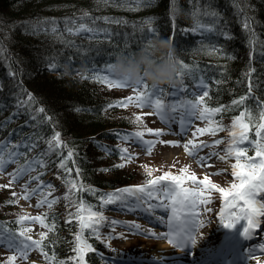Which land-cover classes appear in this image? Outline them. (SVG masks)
<instances>
[{"label":"trees","instance_id":"16d2710c","mask_svg":"<svg viewBox=\"0 0 264 264\" xmlns=\"http://www.w3.org/2000/svg\"><path fill=\"white\" fill-rule=\"evenodd\" d=\"M127 3L132 6L124 5V0H0V84L3 85L0 87V141L6 137L15 141L26 135L42 136L38 146L31 150L20 146V151H27L31 157L47 149L46 139L55 131H61L67 146L75 149L74 157L67 161V166L73 169L71 177L83 179L85 184L75 199H84L98 211H104L99 200L101 195L137 181L132 168L126 164L123 167L115 166L121 161L119 148L116 147L120 139L115 130L125 132L137 128V124L133 114L127 113L125 107H105L124 94L114 87H107L103 82L88 78L85 72L64 76L61 75V67L50 70L47 67L52 62L50 58H57L61 66L75 53V66L85 62L88 69L99 72L106 62H111L107 55L109 52H119L128 34H134V39L139 35L141 26L146 27L145 18H153L152 23L160 28V34L170 36L174 30L172 18L175 17L173 43L177 56L194 67L191 74L177 77L176 82L171 84L177 88L179 82L188 85L187 89H180V98L184 95L194 98L197 80L204 75L211 85L212 105H228L234 97L248 90L246 72L249 67H253L257 88L254 89V95L248 98L247 106L256 110V97L264 100V0H150L149 4L142 7H137L135 0H127ZM213 10L221 14L220 22L233 34L231 39L225 40L206 29L196 32L191 30L197 20L194 12L200 13L201 23L208 24L214 22L211 15ZM85 11L91 15L84 16ZM103 16L113 19H96ZM44 17L50 18L46 25L49 31H33L36 24L45 27L42 22ZM52 18L62 38L51 31ZM246 18L257 34L254 48L249 43V31L244 27ZM73 23L105 27L111 32L108 39L103 38V33L90 39L92 34L87 31L67 32L66 24L72 26ZM212 43L226 45L231 56L210 54L204 46ZM84 49H88L87 55H83ZM221 68L226 70L221 72ZM217 81L220 83L217 84ZM163 85L166 91L162 99L172 101L171 96L167 97L171 89H167V84ZM28 91L34 94L35 102L31 106L18 103L27 98ZM41 105L45 107V112L40 113L38 119L33 118V110ZM77 105L91 106L94 111H76ZM238 112L239 107L227 109L217 118L222 116L227 124ZM46 115H51L52 119L46 120ZM5 118L8 120L3 124ZM251 135L254 136V131ZM99 143L110 147L105 150L98 146ZM68 147L47 156L50 162L46 168L34 167L36 172L42 173L41 177L46 171L59 173V182L52 183L57 192L64 193L67 190L64 169L58 167V160L67 155ZM24 159L21 156L18 162L23 163ZM77 167L82 170L79 176L75 171ZM89 185L95 186L92 191L88 190ZM12 199L14 197L9 187H0V227L7 225L14 230L21 226L16 222L21 213L14 203H6ZM54 205L56 207L50 210L48 220L52 222L54 219L56 228L50 237L58 236L59 239L55 244L46 242V247L50 254L53 251L56 253L57 261L66 260L67 264H75L68 258L74 254L73 233L79 230L78 221H68L67 212L74 211L76 204L73 203L72 209H68L65 198L60 197ZM106 222L101 228L107 225ZM42 230H45L43 226ZM84 235L93 245L86 254L88 264H108V260L99 253L106 251L105 244L88 229L84 230ZM6 252L7 249L0 244V260L6 258Z\"/></svg>","mask_w":264,"mask_h":264},{"label":"snow or ice","instance_id":"6c2138e0","mask_svg":"<svg viewBox=\"0 0 264 264\" xmlns=\"http://www.w3.org/2000/svg\"><path fill=\"white\" fill-rule=\"evenodd\" d=\"M107 2V0H106ZM150 3V0H135L137 7L146 6ZM124 5L132 6L124 0ZM118 4L117 6H124ZM84 16H90L87 11L84 12ZM194 16L197 17L195 26L191 29L193 32L201 31L203 29L208 30L210 33H215L222 36L225 40L232 38L233 34L220 22V13L212 11L213 23L204 24L199 19L200 13L194 12ZM79 18V17H78ZM50 18H42V22L45 27H41L40 24L33 26V31H49L46 26ZM66 20L68 18H65ZM96 19L111 20L112 17L103 16ZM151 17L145 18L146 27L141 26L138 36L134 34H128L124 40V46L120 51H131L139 46L142 42L147 41L152 35L159 34L160 28L152 23ZM173 19V33L168 36L173 40L175 36V17ZM66 30L69 33H78L82 29H87L92 34L89 38L97 37L100 33H103L104 39L109 38L111 29L105 27H91L88 23H75L72 26L66 24ZM244 27L249 31V43L254 48L257 42V34L251 27L247 18L245 19ZM51 31L61 36L58 32V25L55 23V19L52 18ZM72 43V42H69ZM264 43V42H262ZM2 47V45H0ZM119 48V46H116ZM210 54L219 55L222 57L231 56V53L227 51L226 45L220 43H212L204 46ZM88 49L83 50V55H87ZM116 51L109 52L108 59L116 54ZM51 63L47 64L50 70H56L60 67L57 58H50ZM180 64V71L177 72V77H183L186 73L191 74L194 70L193 65L185 63L184 59L177 56ZM73 68L77 63L76 54L67 58ZM226 68H221V72H224ZM89 72L91 75L89 76ZM253 67L247 69V91L242 95L236 96L228 104L212 105L210 97L211 85L207 82L204 75H201L197 80V87L193 92L194 99L182 98L174 101L171 105L165 103L162 99L165 94L164 85L149 84L147 81L141 79L136 83H130L124 78L116 77L111 72V63L106 62L103 66V70L99 72L92 71L89 68L84 73L90 79L103 82L107 87H126L133 86L134 90L129 95L123 96L112 103L105 105L106 108L119 105L121 107H128L129 104H135L140 107L150 106L155 109V114L160 117L161 120L168 124L179 117V123L181 125V133L187 135L189 128H191V135L185 140L170 139L163 140L162 137L165 133L171 131L170 128L149 127L143 120L144 115H151L152 113L137 112L134 114V122L138 124V127L131 132H122L121 130H115L119 135L118 138L122 141L135 142L145 147L148 153H151L153 146L157 143H164L168 145H180L183 144L184 150L194 156H197L198 162L204 166L207 162V167L211 168L213 161L211 157H216L219 160L229 161L231 158V181L228 186H222L221 184L211 179V174L205 172L201 177L190 165L184 164L179 171H172L171 165L169 170L162 171L161 174L155 175L154 172L158 166L154 168L152 165L145 164L146 180L143 183L125 185L118 189L108 192L106 195H101L99 200L104 204L108 203H121L123 207L131 209H142L145 213H150L149 224L152 223V216L155 217L157 223L163 227L167 225V231L157 232L154 228H145V226L135 222L127 220H118L115 217L111 218L113 226L120 225L124 228H131L134 231H139L148 235L167 237L169 244L183 247L185 241L191 240L193 244L196 243L197 236L201 234L200 229L202 226L209 222L208 218L203 216L204 211H211V208L205 207L212 202L213 193L218 191L222 197V206L216 213L218 220L227 227H233L238 221L243 220L242 234L245 237L258 236L261 229H264V100L256 97L258 100V108L254 110L247 106V100L250 96L254 95V89L257 88V84L254 81ZM14 74V73H13ZM213 79H215L213 77ZM220 81H217L219 84ZM3 85L0 84V87ZM180 87L187 89V84H182ZM23 92L24 89H21ZM171 91L175 94L176 87L172 86ZM199 93V94H197ZM35 96L31 91L27 92V98L18 103H24L31 106L35 102ZM243 106V107H240ZM239 107V112L233 115L229 124H225L223 117L217 118L218 114H221L227 109ZM179 109V113L177 112ZM76 111H94L91 106L75 107ZM45 112V107L41 105L38 109L33 110V118L38 119L40 113ZM46 120H51V115L45 116ZM205 121L203 125L193 123L195 120ZM8 118H5L3 124L7 123ZM227 129V136H217V133ZM254 131V136L251 133ZM146 134H152L153 138H148ZM204 134H210L214 139L210 141L198 139V137ZM43 139L40 135H26L19 140H11L6 137L0 141V172H3L6 166L16 160L18 161L21 156L25 159L23 163H17V167L12 169L8 175L11 177L9 184L0 185V187H11L12 183L21 179L24 175L33 171L36 166L45 167L50 162L46 159L53 151H60L64 147H68L66 142L62 139L61 131L57 130L51 137L46 139L47 149L42 150L39 153L29 157L27 151L21 152L20 146L24 145L27 150H31L38 146V142ZM92 139H95L93 137ZM223 148H217L225 142ZM245 142H248L245 144ZM210 145V151L207 154H203L200 150L205 145ZM99 147L105 150L109 149V145L99 143ZM119 148L121 161L115 165L116 167H123L125 164L130 163L133 158L139 153H133L129 151L127 144L117 145ZM75 149L68 147L67 155L63 159L58 160V167L64 169L65 184L67 190L63 193L68 209H72L73 203L76 207L73 210L67 212V220L72 221L75 219L78 221L79 230L73 233L74 236V254L68 258L74 261L75 264H88L86 254L92 249L93 245L84 235V230H90L94 235L100 236V228L109 218L105 215L104 211L96 210L95 206L88 203L84 199H75L79 196V190L85 187L83 179H74L71 177L73 171L72 168L67 166V161L74 157ZM126 158V159H125ZM75 163V161H73ZM106 170V169H104ZM77 175L81 174V169L77 167L75 169ZM227 169L217 168L216 172H225ZM42 173L37 171L35 175H28V180L21 185L22 191L12 192L13 197L23 196L25 199L30 198L34 194H38L36 201L37 206L41 204H47L48 210L45 212L23 213L19 214L16 218V222L20 224V227L14 230L8 228L7 225L0 227V243L9 249L10 251L6 258L0 260V264H19L20 260L29 261V254L34 249H38L43 255L44 261H52L54 264H67L66 260L57 261L56 253L53 251L49 253L46 247L47 243L55 244L59 239L58 236L50 237V233H55L56 222L53 219L49 222L48 215L52 206L60 199L59 196H55L52 193L55 191V186L41 179ZM59 175V173H57ZM32 180L38 181V183L29 187V183ZM45 184H47V191L45 190ZM95 186L89 185L88 190L92 191ZM17 199L6 201V203H18ZM170 208L171 214L157 215L159 209ZM38 222L45 230H41L38 236H33L32 223ZM113 234L122 236L123 233H108V236ZM107 243V241H105ZM109 247L111 245L109 244ZM248 264H250L253 256L257 258V264L259 262V255L264 253V243L259 245H252L248 250ZM29 264H37V261L31 260Z\"/></svg>","mask_w":264,"mask_h":264},{"label":"rangeland","instance_id":"374dc122","mask_svg":"<svg viewBox=\"0 0 264 264\" xmlns=\"http://www.w3.org/2000/svg\"><path fill=\"white\" fill-rule=\"evenodd\" d=\"M87 30V29H82ZM88 31V30H87ZM116 90L120 91V93L126 95H129L133 92L134 88L133 86H126V87H114ZM174 101H176L174 99ZM166 103V101H165ZM127 113H132L133 117L134 114L137 112L141 113H152L151 115H144L143 120L145 124L149 127H160V128H170L171 131L165 133L162 137L163 140H170V139H180L185 140L188 136L191 135V128H189L187 135L181 133L180 128L181 125L179 123V117L177 116L175 125L170 124L167 125V123L160 119L158 115L155 114V109L150 106L140 107L135 104H129L128 107L124 108ZM179 113V110H177ZM205 121L202 120H195L193 123V126L195 124H201L203 125ZM228 122L227 124H229ZM137 124V123H136ZM138 127V124H137ZM131 132V131H127ZM228 132L227 130L221 131L217 134V136H227ZM148 138H153L152 134H146ZM215 137H212L210 134H204L201 137H198V139L210 141L214 139ZM119 145L121 144H127L129 151L133 153H139V155L135 156L133 160L130 163H127L128 168H132V170L135 172V176L137 181L135 180L134 183H130V185L133 184H139L143 183L147 176H146V170L144 165H152L154 168H157V170L154 172L155 175L161 174L162 171L169 170L171 165H175V167H171L172 171H179V169L184 165L188 164L190 165L191 169L194 170L199 176H203L205 172H208L211 174V179L222 186H228L230 183L232 177H231V158L229 161H223L219 160L216 157H211L213 161V165L211 168L207 167V162H205L204 166H202L198 160L197 156L191 155L187 153L184 150L183 144L180 145H168L164 143L157 142L153 146V150L151 153H148L145 149V147L140 146V144H136L135 142H128V141H122L121 139L118 141ZM225 142H222L221 145L216 146L217 148H223ZM248 143V142H245ZM210 145H205L200 152L203 154H207L210 151ZM18 161L14 160L10 162L3 172H0V185L3 184H9L11 177L8 175L12 171V169L17 167ZM217 168H224L227 169L225 172H216ZM36 171L33 168V171L29 174L24 175L21 179L18 181L12 183L11 187H9V190L12 192H21V185L24 184L25 181L28 180V175H35ZM42 180L50 183H58L59 178L58 175L55 172H47L44 177H41ZM132 182V181H131ZM38 183L36 180H32L29 183V187H33ZM45 190L47 191V184H45ZM55 196L63 197V192H57L54 191L52 193ZM14 199H17L19 202L14 203L16 205L17 211H20L21 214L23 213H32L35 214L37 212H45L48 210L47 204H41L37 206L36 201L38 199V194L32 195L30 198L25 199L22 195L14 197ZM222 197L221 194L216 191L213 193L212 202L205 207L211 208V211H204L203 216L205 218L209 219V222L202 226L200 229L201 232H205L208 234H213L216 232L218 228V217L216 216V213L219 211L220 207L222 206ZM110 204V203H109ZM106 206V204H105ZM53 207H56V205H53ZM108 209L109 219L107 220V225L103 228H100V238L101 241H107L105 242V249L117 256H124L129 258L126 260L128 262L127 264H133L136 263L135 261L139 262H145V259H151V261H146L147 264H168L170 260L173 261H180V260H188L190 257V250L185 249V253H177L176 250L180 249L181 247H178L176 245H171L168 242L167 237H159V236H153L148 235L139 231H134L131 228H124L120 225L113 226L111 223V218L115 217L118 220H127V221H135L143 226L145 228H154L155 231L161 232V231H167V225L165 224L163 227L155 224L152 222L149 224V218L145 215H143L142 209H131L123 207V205H114L111 203L105 210ZM157 213L160 215L165 214H171L170 208L165 209H159ZM244 223L243 220L238 221V223ZM33 227L31 234L33 236H38L39 231L42 230V226L38 222H31ZM235 224V225H236ZM234 225V226H235ZM233 226V227H234ZM116 233L121 232L123 233L122 236H118L113 234L112 236H108V233ZM109 244L111 247H109ZM165 245L164 247L170 248L171 251H169L166 255H156L158 250L156 248L157 245ZM175 249V250H174ZM228 249V244H224L222 247V251L226 252ZM241 253L235 255L232 257V254L228 255L227 257L231 260L234 258L237 263L234 261H230L229 264H248V261L245 263H240V258L243 253H246L245 248L239 249ZM10 251L7 250V254ZM232 257V258H231ZM260 264H264V253H261L258 257ZM35 260L37 261V264H54L50 261L45 262L43 259L42 254L39 252L38 249H34L29 254V261ZM29 261L20 260L19 264H29ZM233 262V263H232ZM109 264H124L122 262L110 260ZM143 264V263H142ZM191 264V263H189ZM250 264H257V258L256 256H253Z\"/></svg>","mask_w":264,"mask_h":264},{"label":"clouds","instance_id":"9594fccd","mask_svg":"<svg viewBox=\"0 0 264 264\" xmlns=\"http://www.w3.org/2000/svg\"><path fill=\"white\" fill-rule=\"evenodd\" d=\"M111 72L130 83L143 79L150 84H174L180 64L177 59L173 40L163 34L152 35L147 41L131 51L117 52L111 60ZM61 75L73 76L88 71L82 62L73 68L65 62L61 66Z\"/></svg>","mask_w":264,"mask_h":264},{"label":"bare ground","instance_id":"6f19581e","mask_svg":"<svg viewBox=\"0 0 264 264\" xmlns=\"http://www.w3.org/2000/svg\"><path fill=\"white\" fill-rule=\"evenodd\" d=\"M152 218H153L152 220L156 221L154 216ZM224 228H225L224 226H221L219 232L212 235L211 237L212 239L211 238L209 239V235L207 233L200 231L201 234L197 236L195 244H193L191 240L185 241L184 243L185 248L187 246H190V248L192 249L191 262H193L194 264H201L202 262H205L206 260H210V259H216L217 261L226 259L224 255H222L223 253L221 254L218 253L219 247L221 246L220 243L224 240L225 236H229V234H227L228 232H226ZM230 237H232V235ZM157 246L158 247L156 248V250H158V252L156 255L163 256L166 255L169 251H171L170 248L164 247L165 245L163 246L158 244ZM176 252L177 253L184 252V249H177Z\"/></svg>","mask_w":264,"mask_h":264}]
</instances>
